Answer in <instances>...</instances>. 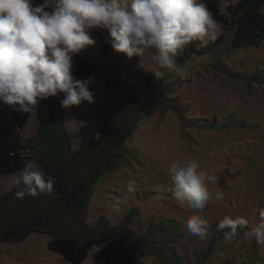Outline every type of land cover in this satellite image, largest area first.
I'll list each match as a JSON object with an SVG mask.
<instances>
[{"label": "rangeland", "instance_id": "rangeland-1", "mask_svg": "<svg viewBox=\"0 0 264 264\" xmlns=\"http://www.w3.org/2000/svg\"><path fill=\"white\" fill-rule=\"evenodd\" d=\"M217 1L225 14L227 7L240 0ZM259 10L264 16V3ZM227 19V26L217 21L220 31L214 42L201 47L195 41L175 57L177 65L187 70L186 78L168 73L169 83L157 87L187 108L183 120L168 108L170 102H162V108L136 126L124 142L126 158L90 186L82 217L55 213L57 217L44 218L51 223V232H33L18 242L0 241V264H72L47 248L53 236L74 237L78 242L114 238L112 249L118 255L136 253L133 264H264V246L244 234L249 228L239 230L230 243L217 230L226 215L243 216L249 227L254 226L264 208V43L233 46L237 14ZM91 35L95 49L89 46L81 54L99 68L89 85L94 102L70 108L60 104L71 151L80 147V128L90 126L99 135V108L113 104L124 110L127 94L130 98L135 91L145 94L144 81L153 74L150 53L140 62L107 44L104 56L99 52L103 45L99 35L105 38L106 32L93 30ZM149 92L148 98L156 93L154 89ZM10 108L0 102V146L38 133L35 108L23 129L9 118ZM191 159L198 160L208 176L217 178L216 183L208 181L213 195L203 211L177 203L169 192L156 191L161 183L171 184V164ZM26 165L42 170L26 157L0 168V195ZM130 180L139 189L125 203ZM216 192H222L223 199H216ZM196 214L209 223V237L204 241L186 226ZM103 245L92 244L79 264H97L95 255Z\"/></svg>", "mask_w": 264, "mask_h": 264}, {"label": "clouds", "instance_id": "clouds-1", "mask_svg": "<svg viewBox=\"0 0 264 264\" xmlns=\"http://www.w3.org/2000/svg\"><path fill=\"white\" fill-rule=\"evenodd\" d=\"M93 30L106 32L105 43L128 58L141 62L150 53L156 79L168 73L184 79L187 70L175 57L195 41L201 47L214 42L220 24L204 0H0V102L22 113L59 94L64 108L93 103L92 77L77 79L72 71L74 56L96 43ZM168 174L171 184L161 183L156 191L169 192L177 203L203 211L213 195L208 181L216 183L217 178L201 170L196 159L171 164ZM53 184L31 165L13 181L20 198L51 194ZM138 189L130 180L124 202ZM215 198L223 199V193L216 192ZM259 217L260 222L249 227L245 217L226 215L217 230L230 243L239 230L249 228L244 234L264 246V208ZM186 226L201 241L209 237V223L202 215H192Z\"/></svg>", "mask_w": 264, "mask_h": 264}, {"label": "trees", "instance_id": "trees-1", "mask_svg": "<svg viewBox=\"0 0 264 264\" xmlns=\"http://www.w3.org/2000/svg\"><path fill=\"white\" fill-rule=\"evenodd\" d=\"M204 1L221 26L228 25L229 15L237 14L233 46L264 43V16L259 10L264 0L237 1L227 7L225 14L222 13L217 0ZM42 2L43 0H35V3ZM99 38L103 42L99 52L106 56L108 45L102 35H99ZM90 47L91 50L95 49V44ZM73 64V75L81 80L93 78L99 69L81 53L74 56ZM166 78L168 76L156 79L154 74H150L144 81L146 93L140 96L135 91L132 98L127 94V107L124 110L113 104L99 108L97 114L102 121L99 135L96 136L90 126L80 128V147L75 151H71L70 139L63 127L61 95L41 100L35 108L39 123L37 135L32 138H18L10 144L0 146V168L14 164L17 158H29L42 168L46 177L54 180L53 192L44 196L41 194L20 198L16 195L17 189L12 183L9 190L0 195V241L18 242L33 232H51V223L44 218L57 217L55 213L61 216L82 217L90 186L98 176L111 171L126 158L124 142L133 135L136 126H140L144 120L162 108V102H170L168 108L170 107L179 121L183 120L187 108L177 100L163 95L162 89H157L164 88L169 83ZM151 89L156 93L148 98ZM30 115L31 112H18L12 107L9 110V118L19 129H23ZM114 240L104 237L78 242L74 237L53 236L47 242V248L64 260L79 264L92 244L104 243L96 252L97 264H133L136 253L131 251L118 255L112 249Z\"/></svg>", "mask_w": 264, "mask_h": 264}, {"label": "crops", "instance_id": "crops-1", "mask_svg": "<svg viewBox=\"0 0 264 264\" xmlns=\"http://www.w3.org/2000/svg\"><path fill=\"white\" fill-rule=\"evenodd\" d=\"M37 166V165H36Z\"/></svg>", "mask_w": 264, "mask_h": 264}]
</instances>
